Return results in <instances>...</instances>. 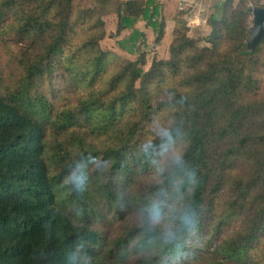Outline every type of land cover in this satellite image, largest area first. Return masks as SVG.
<instances>
[{
	"label": "trees",
	"instance_id": "16d2710c",
	"mask_svg": "<svg viewBox=\"0 0 264 264\" xmlns=\"http://www.w3.org/2000/svg\"><path fill=\"white\" fill-rule=\"evenodd\" d=\"M244 3L215 9L202 48L178 16L170 58L144 72L146 35L135 26L164 38L159 0H95L90 9L0 0V42L16 47L8 79L0 71V264H70L77 248L92 264H177L183 253L178 264H264V38L248 50ZM111 14L115 36L129 32L118 49L135 61L100 48ZM64 76L88 94L61 109L69 87L54 86ZM168 79L175 86L158 99ZM167 109L169 127L149 139ZM177 143L196 170L194 189L177 157L158 167ZM153 172L154 183L130 191ZM193 206L194 236L181 220ZM111 220L122 222L120 235L100 229Z\"/></svg>",
	"mask_w": 264,
	"mask_h": 264
},
{
	"label": "rangeland",
	"instance_id": "374dc122",
	"mask_svg": "<svg viewBox=\"0 0 264 264\" xmlns=\"http://www.w3.org/2000/svg\"><path fill=\"white\" fill-rule=\"evenodd\" d=\"M241 0H233V7L239 8V3ZM245 3L246 8L248 9L249 17L247 19V27L250 30L253 24V14L252 10L256 7H263L264 8V0H243ZM77 8L80 9H90L95 6V0H75ZM222 5V2H220ZM220 5V6H221ZM210 12H194V6L192 5L190 8H186L184 10L179 11L178 16L182 21H185V28H186V36L196 42V46L199 48H202L206 46V38L211 32V28L207 25V19L210 17L212 13V6L209 8ZM205 13V14H204ZM210 13V14H209ZM209 14V15H208ZM208 15V16H207ZM194 16H200L199 22H195V24H189L190 20L194 18ZM207 18V19H206ZM105 19V31L106 35L102 41H100V48L103 51L109 52L114 54L116 57L120 58L121 60H129V61H135L138 58V54L129 53L127 51H120L116 45L117 41H120L121 39H124L127 37L128 33L127 31L123 32L120 36H115L116 33V24L117 19L115 15L111 14L107 16ZM202 21H201V20ZM206 19V20H205ZM138 30L144 31L146 35V44L142 46L141 51L145 55V65L141 67V69L146 72L151 66V63L153 60H168L170 58V49L173 45V36L170 35V37L163 38L160 42H156L155 34H151V29H145L143 23H137L135 26ZM86 37V34L83 36H79L75 41V45H80L81 41ZM82 39V40H81ZM81 40V41H80ZM248 50H251V48L248 47ZM16 47L12 42H9L8 44H4L0 42V71L3 72V77L5 79H8L9 75L12 73V63L10 62L11 57L13 53H15ZM264 55V52H263ZM79 56H84L83 53H80ZM115 69L111 68L110 71L105 76V81H107L111 75V73H114ZM259 80L261 82L262 87H264V74H261L258 76ZM55 85V84H54ZM175 86V82L171 79H168L164 84L157 88L156 90V97L158 99H165L167 96V91ZM56 90L60 91L61 89H64L65 87H69L66 83V76L63 78L61 77L60 80L57 81V84L54 86ZM98 87V86H97ZM44 91H46L47 86L43 85ZM88 91L85 90L83 87H69L68 92L66 93V103L63 101H60V107L61 109L66 108L69 104V106H74L76 104L77 99H79L82 95L88 94ZM173 111L171 109L162 110L157 113V115L154 117L153 121L148 125L147 131H148V138L151 139L154 133H159L163 130H165L170 125L171 121V114ZM182 146L181 144L177 143L175 145H172L165 150L162 155L161 159L158 162V167L161 165H164L168 162L169 159H173L178 157L182 153ZM158 179V176H156V173L153 172L143 179H141L139 182H137V185H135L133 188L130 189V191H135L136 193L141 190L143 187H147L150 184L154 183ZM132 221L135 219L133 215L128 216ZM122 222L118 223L115 221L107 222L105 227H100L101 230L108 232V235L111 237H115L117 235H120L122 232ZM100 226V225H99ZM239 225L237 222L233 223L231 226V230L238 229ZM230 230V231H231ZM133 262V258L131 260Z\"/></svg>",
	"mask_w": 264,
	"mask_h": 264
},
{
	"label": "crops",
	"instance_id": "0c3cea01",
	"mask_svg": "<svg viewBox=\"0 0 264 264\" xmlns=\"http://www.w3.org/2000/svg\"><path fill=\"white\" fill-rule=\"evenodd\" d=\"M123 1H127V0H123ZM224 1L225 0H159V4L161 6V16H162L161 18H163V21L165 23L164 38L170 37V35H172V32H173L175 24H176V18L178 17L179 11L184 10L186 8H190L193 5L195 13H197V12L203 13V12H205V10L207 12H210V9H207V8L212 6V9H211L212 13L211 14H213L215 9L221 5L220 2L223 3ZM198 17H200V16H194V18L189 21L190 22L189 24L194 25L195 22H197V21L199 22ZM138 23H143V22L140 21ZM143 25H144V23H143ZM151 34L152 35L154 34V32L152 30H151Z\"/></svg>",
	"mask_w": 264,
	"mask_h": 264
},
{
	"label": "clouds",
	"instance_id": "9594fccd",
	"mask_svg": "<svg viewBox=\"0 0 264 264\" xmlns=\"http://www.w3.org/2000/svg\"><path fill=\"white\" fill-rule=\"evenodd\" d=\"M150 146V145H149ZM186 156V149L183 153L182 156H178L177 159L183 163H185L187 166L188 163L185 159ZM190 167V166H189ZM198 181H197V175H196V170L190 167V187L192 189H194L197 185ZM199 216L200 213L198 212V210L196 209L195 206H193L192 210L188 213H186L185 215H183L181 217L182 220V224L185 228L188 229V231L191 233V235H196L197 231H198V226H199ZM160 221V216L158 213H154L153 215H151L149 217V223L150 224H158ZM167 238L169 240H174L175 239V233L169 231L166 234ZM183 254H178L176 257H174V261L178 262L181 260ZM70 264H92V258L91 257H87L85 256V254L82 252V250L80 248H77L76 253L74 255H72L70 257Z\"/></svg>",
	"mask_w": 264,
	"mask_h": 264
},
{
	"label": "water",
	"instance_id": "95a60500",
	"mask_svg": "<svg viewBox=\"0 0 264 264\" xmlns=\"http://www.w3.org/2000/svg\"><path fill=\"white\" fill-rule=\"evenodd\" d=\"M253 24L248 32L247 46L255 48L264 38V8L252 10Z\"/></svg>",
	"mask_w": 264,
	"mask_h": 264
}]
</instances>
